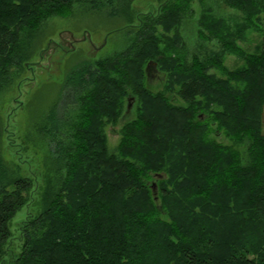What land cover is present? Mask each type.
I'll list each match as a JSON object with an SVG mask.
<instances>
[{"label": "trees", "instance_id": "16d2710c", "mask_svg": "<svg viewBox=\"0 0 264 264\" xmlns=\"http://www.w3.org/2000/svg\"><path fill=\"white\" fill-rule=\"evenodd\" d=\"M193 1L165 0L121 51L68 71L37 128L60 184L40 190L16 256L8 224L31 181L5 183L0 152V264H264V0H222L240 14L232 24L202 14L200 39L213 47L188 55L178 28ZM80 2L0 0V93L31 57L40 25ZM247 33L260 37L252 52L240 45ZM224 55L243 66L225 68ZM148 63L161 91L150 88ZM118 121L126 123L113 154L104 128ZM222 135L248 143L246 165Z\"/></svg>", "mask_w": 264, "mask_h": 264}, {"label": "rangeland", "instance_id": "374dc122", "mask_svg": "<svg viewBox=\"0 0 264 264\" xmlns=\"http://www.w3.org/2000/svg\"><path fill=\"white\" fill-rule=\"evenodd\" d=\"M89 1L81 0L70 15L51 16L40 25L30 47L31 57L20 70L12 72L11 83L0 93V152L5 170L4 182L9 184L18 178L31 181L26 193L27 204L8 224L6 249L13 256L18 255L21 249L23 223L30 214L38 211L40 190L48 184L57 190L60 184V174L56 173L59 164L50 154L48 139L37 128L59 97L66 74L85 60L104 59L121 51L129 43V30H133L146 14H154L165 0H112L97 9L90 7ZM202 14L223 18L230 24L233 23L232 18L240 17L222 0H194L191 15L178 28L182 38L180 47L188 55L201 44L207 49L213 47L200 39L199 18ZM261 23L264 25V14L261 15ZM245 38L240 45L247 52H252L260 43L257 34L247 33ZM222 61L224 67L231 70L241 68L244 63L232 55H224ZM150 76L151 90L161 91L159 79L162 80V76L156 71H151ZM262 121L264 134V113ZM125 123L118 121L105 126L109 153L117 154ZM216 140L235 150L243 165L248 163V143H237L224 135ZM154 181L151 180L149 185ZM163 218L166 219L165 216Z\"/></svg>", "mask_w": 264, "mask_h": 264}, {"label": "water", "instance_id": "95a60500", "mask_svg": "<svg viewBox=\"0 0 264 264\" xmlns=\"http://www.w3.org/2000/svg\"><path fill=\"white\" fill-rule=\"evenodd\" d=\"M145 71H146L147 75H149L148 77L151 78L150 72L151 71H156L155 70V64L154 63H148V65L146 66ZM134 101H135L134 98H128L127 99L126 112H130V110L132 108V104L134 103ZM201 116L202 115H200L199 117H201ZM151 188H152L153 193H156V186H155V184H152Z\"/></svg>", "mask_w": 264, "mask_h": 264}]
</instances>
